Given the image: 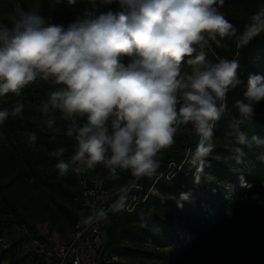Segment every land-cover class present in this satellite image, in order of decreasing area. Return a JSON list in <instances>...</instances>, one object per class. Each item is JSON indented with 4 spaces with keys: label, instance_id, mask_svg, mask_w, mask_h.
<instances>
[{
    "label": "clouds",
    "instance_id": "1",
    "mask_svg": "<svg viewBox=\"0 0 264 264\" xmlns=\"http://www.w3.org/2000/svg\"><path fill=\"white\" fill-rule=\"evenodd\" d=\"M116 2L122 9L117 13L96 16L86 10L67 26L17 3L12 26L0 25V96H19L37 81L54 86L40 109L48 117L45 123L53 128L49 113L58 110L68 122L67 136L75 140L69 159L57 160L61 175L102 165L110 179L125 171L151 176L159 167L158 154L188 125L200 137L191 160L203 171L227 93L241 83L238 60L207 59L210 42L223 47L222 40L237 36V28L219 11L225 0ZM262 34L264 6L249 16L237 44L243 47ZM243 97L235 107L247 117L264 100V76L250 75ZM23 109L17 103L11 111L0 110V125ZM237 139L248 143L243 132ZM29 140H36L35 133ZM65 151L61 147L50 155L59 158Z\"/></svg>",
    "mask_w": 264,
    "mask_h": 264
},
{
    "label": "trees",
    "instance_id": "2",
    "mask_svg": "<svg viewBox=\"0 0 264 264\" xmlns=\"http://www.w3.org/2000/svg\"><path fill=\"white\" fill-rule=\"evenodd\" d=\"M262 6L264 0H225L219 8L237 28V36L222 40L223 47L210 42L207 59L213 63L238 60L241 83L227 93V108L215 123L211 140L214 150L205 159L203 171H198L191 160L200 137L188 125L177 133L171 147L158 154L159 167L151 176L134 177L125 171L118 179L108 177L103 184H91L90 170L84 172L86 181L82 173L71 170L61 175L57 160L69 159L75 140L67 136L68 122L61 119L58 110L49 113L55 119L53 128L45 123L48 117L40 109L54 86L37 81L25 86L19 96L6 94L1 110L11 111L17 103L24 109L4 122L21 137L19 144L11 143L5 151L0 146V239L14 220L32 228L19 211L25 201L20 188L23 184L46 190L75 233L77 225L85 226L91 218L83 193L100 184L112 199L100 223L102 242L85 254L82 264H138L168 247L179 249L184 264H264V226L259 221L264 214V144L253 140L264 141V100L255 104L253 114L247 117L235 107V101L244 98L249 76H264V34L243 47L237 44L249 16ZM86 10L82 0L72 5L67 0H40L37 12L51 23L67 26L83 18ZM121 10L116 0H99L92 12L99 16ZM123 59L127 63V58ZM237 132L245 133L248 143H239ZM31 133L36 135L34 142L29 140ZM61 147L66 149L62 157L50 155ZM245 163L250 166L248 170ZM218 208L229 216L214 220L212 212ZM113 256L120 260H109ZM60 264L71 262L66 257Z\"/></svg>",
    "mask_w": 264,
    "mask_h": 264
},
{
    "label": "rangeland",
    "instance_id": "3",
    "mask_svg": "<svg viewBox=\"0 0 264 264\" xmlns=\"http://www.w3.org/2000/svg\"><path fill=\"white\" fill-rule=\"evenodd\" d=\"M82 1L85 8L91 12L99 6V0H95L94 3L90 0ZM17 3L26 12H37L40 0H0V25L9 28L12 26L16 19ZM4 96H0V106ZM0 133H3L0 136L2 151L9 148L11 143L19 144L21 136L14 135L8 125H0ZM224 146L229 148L227 143ZM249 167L248 163L244 164L245 170ZM90 171L92 172L91 184L96 182L103 184L108 178L107 171L102 165ZM81 178L86 181V174L82 173ZM20 188L25 194V201L22 202L23 207L19 211L32 228L17 223L12 217L13 224L3 230L0 239V264H60L65 249L76 234L75 230L70 228L59 215L52 203L53 197L46 190L29 183L23 184ZM212 215L216 221L229 216L224 209L219 208L213 211ZM173 219L178 223L175 213ZM83 220L82 218L81 221L84 222ZM259 221L264 226V214ZM184 222L187 223V221ZM163 253L148 259L144 258L138 264H184L178 248L168 247ZM109 260L120 259L113 256ZM105 261L108 262L107 258ZM121 262L124 263L126 260L121 259Z\"/></svg>",
    "mask_w": 264,
    "mask_h": 264
},
{
    "label": "built area",
    "instance_id": "4",
    "mask_svg": "<svg viewBox=\"0 0 264 264\" xmlns=\"http://www.w3.org/2000/svg\"><path fill=\"white\" fill-rule=\"evenodd\" d=\"M84 204L91 213V221L85 226H76L77 233L74 240L65 249L63 260L68 257L71 264H82L86 259L85 254L91 252L94 246H99L102 242L100 223L97 213L103 211L105 214L109 210L106 205L111 201L112 194L104 191L100 184H95L93 188L83 193Z\"/></svg>",
    "mask_w": 264,
    "mask_h": 264
}]
</instances>
